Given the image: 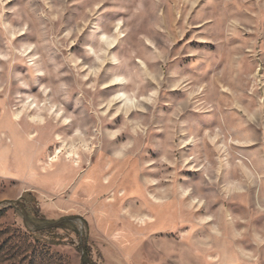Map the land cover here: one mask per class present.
I'll list each match as a JSON object with an SVG mask.
<instances>
[{
  "label": "rangeland",
  "instance_id": "1",
  "mask_svg": "<svg viewBox=\"0 0 264 264\" xmlns=\"http://www.w3.org/2000/svg\"><path fill=\"white\" fill-rule=\"evenodd\" d=\"M223 248L264 260V0H0V264Z\"/></svg>",
  "mask_w": 264,
  "mask_h": 264
},
{
  "label": "crops",
  "instance_id": "2",
  "mask_svg": "<svg viewBox=\"0 0 264 264\" xmlns=\"http://www.w3.org/2000/svg\"><path fill=\"white\" fill-rule=\"evenodd\" d=\"M210 252L213 253V256L210 255ZM210 252L208 251L207 256L210 259H208L207 264H231L230 255L226 254L227 251L224 248L220 251H210ZM253 264H264V260L262 258L257 257L255 259V263Z\"/></svg>",
  "mask_w": 264,
  "mask_h": 264
}]
</instances>
